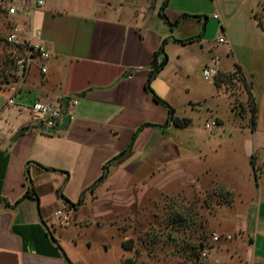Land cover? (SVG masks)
Instances as JSON below:
<instances>
[{
    "label": "crops",
    "instance_id": "obj_1",
    "mask_svg": "<svg viewBox=\"0 0 264 264\" xmlns=\"http://www.w3.org/2000/svg\"><path fill=\"white\" fill-rule=\"evenodd\" d=\"M154 2L46 0L44 7L17 18L24 38L42 33L52 58L47 73L36 65L14 85L16 92L7 91L13 105L7 100L0 105V264H81L69 238L54 224L55 212L65 207L80 211L83 204H71L86 201L111 161L107 169L124 176L153 178L162 162L166 167L173 155L181 159V129L169 123L168 108L154 94L176 117L185 118L173 101L182 91L189 92L179 82L191 77L194 66L203 69L221 52L225 62L220 58V73L238 66L247 79L261 64L257 38L263 35L264 0H169L165 13L176 26L162 19L165 0H159L145 28ZM234 28L247 46H238ZM200 34L193 44L180 42ZM222 37L225 43L219 42ZM162 45L169 62L152 80L153 94L147 83ZM216 82L211 86L219 94L223 81ZM247 83L258 107L254 81ZM65 98L79 101L70 107L72 120L66 129L31 130L13 141L21 128L37 125L30 116L36 101L63 106ZM135 135L130 152L114 160L129 149ZM192 140L198 142L195 135ZM215 182L199 178L201 189ZM29 190L34 193L27 197ZM240 232L255 245L252 234ZM254 258L264 263L262 256Z\"/></svg>",
    "mask_w": 264,
    "mask_h": 264
},
{
    "label": "rangeland",
    "instance_id": "obj_2",
    "mask_svg": "<svg viewBox=\"0 0 264 264\" xmlns=\"http://www.w3.org/2000/svg\"><path fill=\"white\" fill-rule=\"evenodd\" d=\"M10 25L0 8V105L9 97L2 91L9 87L6 82L21 81L10 64H4ZM261 29L263 35L257 38L263 50L261 64L247 79L243 75L237 83L223 79L218 94L211 86L215 80H206L203 69L194 66L191 77L179 82L189 92L177 94L173 102L180 115L192 120L177 132L180 160L173 155L166 167L162 162V170L153 178L124 176L107 169L105 179L89 190L86 201H77V206L84 207L77 212L70 208L71 226L56 224L69 238L81 264H264L254 262L255 255L264 258V27ZM234 34L238 46H247L239 29L234 28ZM217 56L225 62L221 52ZM240 81H254L259 105L256 130L249 112L253 101ZM193 135L198 142L192 140ZM203 167L210 173L205 174ZM199 178L202 183H218L201 189ZM240 230L252 234L255 245ZM215 235L219 241L214 240Z\"/></svg>",
    "mask_w": 264,
    "mask_h": 264
},
{
    "label": "built area",
    "instance_id": "obj_3",
    "mask_svg": "<svg viewBox=\"0 0 264 264\" xmlns=\"http://www.w3.org/2000/svg\"><path fill=\"white\" fill-rule=\"evenodd\" d=\"M46 5V0H0V8L10 20V31L6 38V42L9 46L7 57L12 67V71L21 80H24L33 68L38 65L41 73H47L48 69L46 63L52 58V52L47 44L42 40V33L36 32L28 37H23V28L16 18L25 16L29 12L36 9H40ZM220 43H225V39L222 37L219 39ZM220 58L215 56L211 59V62L207 64L202 71L203 77L206 80H215L221 75L219 70ZM12 72V73H13ZM235 69L231 72L234 73ZM233 82L237 83V77H233ZM9 84L8 89L2 91H17L14 86V82L7 81ZM14 97L9 96L7 98V105H13ZM79 101L77 98L71 99L70 107H76ZM30 116L32 121L37 125H42L46 128H54L61 125L66 117L63 106L60 104L36 101L30 108ZM213 123L212 126H216ZM211 128L210 125L207 126ZM70 207L57 210L55 212L56 221L54 224L60 226H71V212ZM231 239V236L227 237ZM215 241H219V236H214Z\"/></svg>",
    "mask_w": 264,
    "mask_h": 264
},
{
    "label": "trees",
    "instance_id": "obj_4",
    "mask_svg": "<svg viewBox=\"0 0 264 264\" xmlns=\"http://www.w3.org/2000/svg\"><path fill=\"white\" fill-rule=\"evenodd\" d=\"M169 0H165V2L163 3L161 9H160V15L162 17V19L167 23L169 24L170 26H176L177 23H172L169 18L167 17L166 13H165V9H166V6H167V3H168ZM187 16V15H185ZM194 18H198V17H194ZM202 38V34L196 36V37H193L191 39H188L186 41H180L182 42L183 44H193L197 41H199L200 39ZM6 45L8 46L7 42H6ZM9 47V46H8ZM162 56V59L159 61V57ZM168 62H169V58H168V55L166 54L165 52V49H164V45L161 46V48L155 53V56H154V60H153V69L150 73V76H149V80H148V83H147V88L148 90L151 91V87H150V84L152 82V80L168 65ZM10 64L9 63V59L8 57H6L4 59V64ZM7 64V65H8ZM11 67V65H10ZM11 70L12 67H11ZM5 72V67H4V70ZM7 75V74H6ZM242 76V73H241V70L238 66H235V72L234 73H229V74H224V75H219L215 81H217L216 83L219 84L220 82L223 81V79H227V80H230L229 82L231 83H234L233 82V77H237V80L239 81L240 78ZM228 82V81H227ZM244 84L245 88L249 91V98L253 101V105L250 106V110L249 112L251 113V123H252V129L253 130H256V127H257V119H258V107H257V104H256V101H255V98L253 97L251 91H250V86L249 84L246 82V81H240ZM153 93V91H151ZM154 94V93H153ZM155 98L163 103L169 110V123L171 122L174 126L178 127V128H185V127H188L189 125L192 124V120L189 119V118H179V117H176L175 116V110L165 101H163L162 99H160L157 95H155ZM156 127H159V128H164L165 126H159V125H156ZM136 138V135L134 136L133 138V141L129 147V149H127L126 151H124L122 154H120L119 156H117L114 160H118L124 156L127 155L128 152H130V150L132 149V146H133V142H134V139ZM114 162V161H113ZM110 164H112V161L110 163L107 164V168L108 166H110ZM107 168L105 170V172L103 173V175L99 178V180L91 187V189H94L98 184H100L104 179H105V176H106V171H107ZM32 193H34L33 190H29L27 192V197L30 196ZM81 201H79L80 203ZM77 204H71V207H76ZM200 246L202 248L205 247V244H204V240L202 239V241L200 242ZM126 264V263H125Z\"/></svg>",
    "mask_w": 264,
    "mask_h": 264
},
{
    "label": "water",
    "instance_id": "obj_5",
    "mask_svg": "<svg viewBox=\"0 0 264 264\" xmlns=\"http://www.w3.org/2000/svg\"><path fill=\"white\" fill-rule=\"evenodd\" d=\"M155 6H156V2H154L153 6H152V9L149 11V17H148V21H147V24L145 25V28H147V26L149 25V22L151 20V15H152V10L155 9ZM70 102H71V98H65L63 100V110H64V113L66 115L63 123L57 127H54V128H46L42 125H27V126H24L23 128H21L15 135H14V138H13V141L17 140L21 135L31 131V130H40V131H44V132H47V131H52V132H60V131H63L64 129H66L70 123H71V120H72V117L71 115L69 114V105H70Z\"/></svg>",
    "mask_w": 264,
    "mask_h": 264
}]
</instances>
